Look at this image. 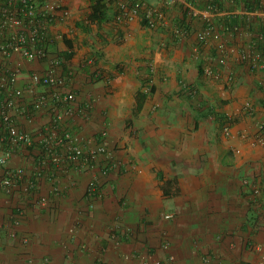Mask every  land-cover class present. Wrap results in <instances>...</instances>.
Instances as JSON below:
<instances>
[{"label": "crops", "instance_id": "crops-1", "mask_svg": "<svg viewBox=\"0 0 264 264\" xmlns=\"http://www.w3.org/2000/svg\"><path fill=\"white\" fill-rule=\"evenodd\" d=\"M140 1L157 26L120 16L86 33L77 24L89 0H50L60 19L47 56L0 50V105L22 92L7 109L35 141L0 165V264H257L264 253V67L255 65L264 9ZM185 18L191 28L180 33ZM21 30L0 24V43ZM53 68L58 87L32 83ZM68 92L66 128L85 146L106 131L115 166L105 153L90 163L45 158L42 140L65 107L56 94ZM41 95L48 103L38 106Z\"/></svg>", "mask_w": 264, "mask_h": 264}, {"label": "built area", "instance_id": "built-area-1", "mask_svg": "<svg viewBox=\"0 0 264 264\" xmlns=\"http://www.w3.org/2000/svg\"><path fill=\"white\" fill-rule=\"evenodd\" d=\"M235 0H228V2H234ZM20 4H24L20 7ZM120 6L124 9L122 16L127 19L133 16L139 15L143 10L146 16L149 18L150 26H157L158 22L155 17L154 7H151L145 2L137 0L133 3L127 1L121 2ZM50 0H0V24L3 26L19 25L22 30L16 34H12L5 38L0 43V50L3 54L8 55L13 51L20 52L25 57L33 59H42L47 56L48 50L38 41V27L46 28V23L38 21L33 18L37 13L46 12L47 14L53 13L60 19V8H52ZM56 8L58 10H56ZM218 7L216 4H208V10L216 12ZM65 14L63 12L61 15ZM29 19V20H28ZM33 29V26H36ZM180 33L184 30L179 29ZM256 66L264 67V48L261 49L256 57ZM205 73L212 76H218L212 67H207ZM10 81L14 82L16 76L14 73L9 74ZM63 78L57 73L55 68L48 70L47 72H35L32 74V83L35 85H46L52 87H58L62 83ZM186 90L189 95H197L199 90L196 86H187ZM21 91L17 90L12 93V98H8L7 103L0 105V165L5 166L8 164L11 156L15 152H21L22 150L34 145L35 141L33 135L29 132L21 131L14 123L12 116L8 111V106H12L15 103L14 96L21 95ZM61 93V92H60ZM1 96V94H0ZM56 97L61 99V103L65 105L63 110L56 112L51 118V122L48 126V133L43 138V152L45 158H48L50 162L62 163L81 161L83 163H90L98 159L101 153L107 154L110 159L109 165L111 167L116 165V162L111 156L109 149V142L106 138V131L101 133L102 140L97 142L93 146H85L78 138L69 131L66 126V118L73 114V109L69 103L75 100L76 95L73 92H68L64 95L56 94ZM48 103L47 96L41 95L38 98V106H43ZM60 103V104H61ZM67 105V106H66ZM264 127V126H263ZM225 131H229L230 125L225 126ZM12 176L8 175L5 183L8 185L13 181H18L22 178L23 172L21 170L14 171ZM11 178H10V177ZM174 214L167 212L166 218H172ZM158 264H162L159 262ZM242 264V263H238ZM257 264H264V253Z\"/></svg>", "mask_w": 264, "mask_h": 264}, {"label": "trees", "instance_id": "trees-1", "mask_svg": "<svg viewBox=\"0 0 264 264\" xmlns=\"http://www.w3.org/2000/svg\"><path fill=\"white\" fill-rule=\"evenodd\" d=\"M228 0H213L212 2H210L209 4H216V6L218 7V11L223 9V4L226 3ZM90 2V12L87 15V17L85 19H83L82 22L78 23L77 26L81 28L82 31L86 32V33H91L92 32V24H96L98 26V28H100L103 24L109 22L112 18H119L120 16H122L124 9H122L121 6H112L113 5V0H89ZM236 5H242L243 7H245L248 11H254L256 9H264V3L263 0H235ZM24 4H20V7H23ZM141 16V21L144 25H149V18L146 16V13L142 10L139 14ZM56 16L53 13L47 14L46 12H42V13H37L33 18H36L38 21L42 22V23H46V28H41L38 27V38H40L41 40L38 41L39 44H42L46 47V49L48 50L49 48V43L51 41L50 39V29L51 27L56 23ZM29 20V19H28ZM238 19H236V21H234V19H232L231 21H226V26L229 27L230 29H236L237 27H239V23H238ZM186 18L183 20L184 25H186ZM188 24V22H187ZM190 24V23H189ZM36 26H33V29L36 28ZM181 30H185L186 28L189 29L191 28L190 25H186V26H180ZM261 37L259 36V38L256 40V46L258 48H264V30L261 31ZM69 47L71 48L72 45H69ZM59 57L62 58V61L67 64L71 61V59L74 56V52L73 51H64V52H60L58 53ZM63 63V65H64ZM67 66V65H66ZM66 66H64V69L67 70ZM103 73V72H101ZM101 73L99 74V76L101 75ZM143 98L142 95H140V98ZM1 98V96H0ZM221 119L226 120V122H232L233 120H229L228 117L226 116H221ZM264 128V127H263ZM28 148H32V147H28ZM166 194H169V191H167L166 189Z\"/></svg>", "mask_w": 264, "mask_h": 264}, {"label": "rangeland", "instance_id": "rangeland-1", "mask_svg": "<svg viewBox=\"0 0 264 264\" xmlns=\"http://www.w3.org/2000/svg\"><path fill=\"white\" fill-rule=\"evenodd\" d=\"M75 32H76V30H75ZM74 32V30H73V32H71V36H73V37H75V36H77V38L81 35V34H79V31H77L78 33H75ZM68 33H70V31H68ZM92 36V35H91ZM58 59V58H57ZM58 61H60V60H58ZM69 66H71V65H69ZM66 68H68L67 66H66Z\"/></svg>", "mask_w": 264, "mask_h": 264}, {"label": "clouds", "instance_id": "clouds-1", "mask_svg": "<svg viewBox=\"0 0 264 264\" xmlns=\"http://www.w3.org/2000/svg\"><path fill=\"white\" fill-rule=\"evenodd\" d=\"M123 1H127L128 3H133V2H135V1H137V0H133V1H130V0H123ZM123 1H121V2H123ZM120 4H121V3H119V6H120ZM151 7H153V6L151 5Z\"/></svg>", "mask_w": 264, "mask_h": 264}]
</instances>
